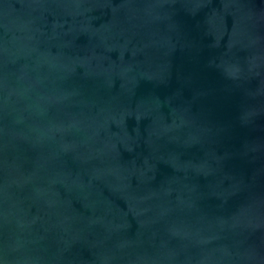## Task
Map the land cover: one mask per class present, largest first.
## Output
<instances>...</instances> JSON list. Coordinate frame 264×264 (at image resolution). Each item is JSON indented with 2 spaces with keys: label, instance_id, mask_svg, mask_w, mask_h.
<instances>
[{
  "label": "water",
  "instance_id": "obj_1",
  "mask_svg": "<svg viewBox=\"0 0 264 264\" xmlns=\"http://www.w3.org/2000/svg\"><path fill=\"white\" fill-rule=\"evenodd\" d=\"M0 264H264V0H0Z\"/></svg>",
  "mask_w": 264,
  "mask_h": 264
}]
</instances>
